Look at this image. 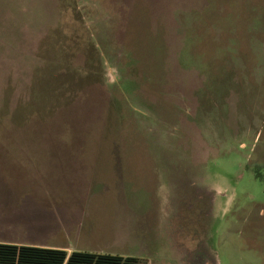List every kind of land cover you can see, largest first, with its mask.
<instances>
[{
  "label": "rangeland",
  "instance_id": "374dc122",
  "mask_svg": "<svg viewBox=\"0 0 264 264\" xmlns=\"http://www.w3.org/2000/svg\"><path fill=\"white\" fill-rule=\"evenodd\" d=\"M14 145L78 150L88 181L72 236L4 241L264 264V0H0Z\"/></svg>",
  "mask_w": 264,
  "mask_h": 264
},
{
  "label": "crops",
  "instance_id": "0c3cea01",
  "mask_svg": "<svg viewBox=\"0 0 264 264\" xmlns=\"http://www.w3.org/2000/svg\"><path fill=\"white\" fill-rule=\"evenodd\" d=\"M57 148L32 145L0 147V237L13 234V237L42 240L66 238L75 233L73 224L78 214L76 205L68 200L69 191L79 186L86 187L87 169H84L85 162L79 156L59 154L78 150ZM0 243L68 248L60 244L2 239Z\"/></svg>",
  "mask_w": 264,
  "mask_h": 264
},
{
  "label": "trees",
  "instance_id": "16d2710c",
  "mask_svg": "<svg viewBox=\"0 0 264 264\" xmlns=\"http://www.w3.org/2000/svg\"><path fill=\"white\" fill-rule=\"evenodd\" d=\"M257 167V176H260ZM0 264H146L139 256L0 243Z\"/></svg>",
  "mask_w": 264,
  "mask_h": 264
}]
</instances>
